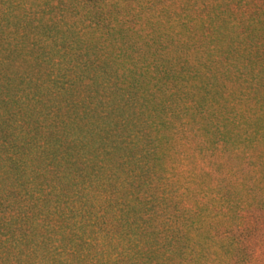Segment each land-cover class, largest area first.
<instances>
[{
    "label": "trees",
    "instance_id": "trees-1",
    "mask_svg": "<svg viewBox=\"0 0 264 264\" xmlns=\"http://www.w3.org/2000/svg\"><path fill=\"white\" fill-rule=\"evenodd\" d=\"M230 94L252 99L243 133L211 115ZM232 142L258 167L240 172V212L262 216L264 0H0V209L163 200L165 215L167 171ZM259 231L240 256L264 258Z\"/></svg>",
    "mask_w": 264,
    "mask_h": 264
},
{
    "label": "rangeland",
    "instance_id": "rangeland-1",
    "mask_svg": "<svg viewBox=\"0 0 264 264\" xmlns=\"http://www.w3.org/2000/svg\"><path fill=\"white\" fill-rule=\"evenodd\" d=\"M244 100L226 95L215 102L211 115L243 133L240 112L243 102L252 99ZM216 158V163L200 158L175 163L158 181L170 209L165 215L163 200L156 210L143 208L140 200L110 209L98 200L47 197L28 212L3 202L0 264H199L204 259L240 264L255 257L259 260L249 264H264L263 257L249 250L240 256L246 230L258 228L264 243V213L240 212V172L258 167L239 142L229 143ZM149 193L154 199V191ZM163 219L167 223L159 225Z\"/></svg>",
    "mask_w": 264,
    "mask_h": 264
}]
</instances>
